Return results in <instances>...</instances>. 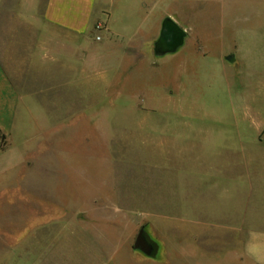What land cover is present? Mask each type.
Returning <instances> with one entry per match:
<instances>
[{"label": "rangeland", "instance_id": "obj_1", "mask_svg": "<svg viewBox=\"0 0 264 264\" xmlns=\"http://www.w3.org/2000/svg\"><path fill=\"white\" fill-rule=\"evenodd\" d=\"M46 1L0 0V65L48 87L0 154V264H264L262 179L246 216L261 238L244 253L224 230L246 200L229 183L241 139L264 124V0H98L109 23L81 36L45 23Z\"/></svg>", "mask_w": 264, "mask_h": 264}, {"label": "crops", "instance_id": "obj_2", "mask_svg": "<svg viewBox=\"0 0 264 264\" xmlns=\"http://www.w3.org/2000/svg\"><path fill=\"white\" fill-rule=\"evenodd\" d=\"M97 5L98 0H47L43 12V19L46 24L65 33L74 36H81L88 31L93 23L100 21L104 24L109 23V17L104 15L102 11L97 10ZM80 60L81 67L85 66L88 68L89 64L87 59L83 60L80 58ZM80 80L82 81L81 77ZM85 80L89 82V78L85 77ZM33 83H35V78L29 74H21L17 79L10 78L3 66L0 65V137L7 142V147H0V154L7 152L11 146L9 143V139L11 138V127L22 106L27 109V114H29L30 111L28 106L39 104L36 103L37 101L35 102L36 98H41L42 96L43 98L45 97L44 92L45 90H48V87L41 88L39 90H42V92L36 93L38 90H35L34 87H32L31 84ZM46 103L48 106H52L53 109H57L62 105V103L59 102L51 104L50 102ZM40 105H42V103H40ZM83 108L84 107H82V109ZM58 128H61L60 124H56L51 132L60 131ZM252 128L255 129L253 130L250 143L242 138L240 142V150L238 149L239 158L236 159V167L241 170L240 174L236 176L235 181L229 182L230 184L234 182L235 187H242L244 189L246 200L243 206L239 209L238 215L234 218L235 222L231 224L228 223L224 226L225 231H228V228H233L235 236L234 240L236 243H242V241H244L245 245L243 249L242 246L238 248L244 253H247V251L251 249L254 240H258L261 238L260 236H262V234L256 231L258 228H256L255 224L249 222L246 217L248 214L249 199L256 194L254 188L255 181L262 179V182L264 183V146L261 153L258 154L259 158H247L248 155H246L244 153L245 150H243L244 146L254 148L256 144L259 145L260 143L254 138V135L264 130V124L253 126ZM45 147L49 148V145L46 144ZM206 212L207 211H205L203 215H205ZM224 216L227 219L226 214H224ZM194 224L199 225L200 222ZM254 262L255 264H262L261 259L257 257Z\"/></svg>", "mask_w": 264, "mask_h": 264}, {"label": "water", "instance_id": "obj_3", "mask_svg": "<svg viewBox=\"0 0 264 264\" xmlns=\"http://www.w3.org/2000/svg\"><path fill=\"white\" fill-rule=\"evenodd\" d=\"M170 20H165L164 24H170ZM181 33H179L178 31L174 32V35L172 37V40L170 39H165L162 38V45L165 48H171L177 44L180 43V39H181ZM133 249L137 250L139 252H141L142 254H144L145 256H150L151 252H152V247L151 245L148 243L145 235H144V230L143 228L140 229V231L138 232L134 243H133Z\"/></svg>", "mask_w": 264, "mask_h": 264}, {"label": "flooded vegetation", "instance_id": "obj_4", "mask_svg": "<svg viewBox=\"0 0 264 264\" xmlns=\"http://www.w3.org/2000/svg\"><path fill=\"white\" fill-rule=\"evenodd\" d=\"M178 31L179 33H181V31L175 27L173 24H164V22L162 23V27H161V34H160V38H167L172 40V37L174 35V32ZM182 35V33H181ZM172 48V47H171Z\"/></svg>", "mask_w": 264, "mask_h": 264}]
</instances>
